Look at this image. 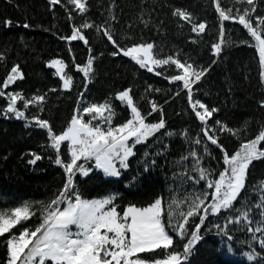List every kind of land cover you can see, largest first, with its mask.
<instances>
[{"label": "trees", "instance_id": "trees-1", "mask_svg": "<svg viewBox=\"0 0 264 264\" xmlns=\"http://www.w3.org/2000/svg\"><path fill=\"white\" fill-rule=\"evenodd\" d=\"M62 2L66 4V8L53 6L49 0H0V56L4 58L0 60V85L10 74L11 68L19 66L23 79H18L4 91L18 92L25 98L46 94L43 112L30 106L25 113L28 120L15 119L11 114L6 117L3 112L6 99L0 98L1 190L50 197L65 182L63 169L54 163L55 151L49 147L51 142L47 138V131L29 124L33 114L48 120L54 132L61 134L76 113L80 94L84 91L89 92L91 99L103 102L113 94L130 88L134 101L138 103L142 113L147 115L149 110L140 103V92L142 88H147L144 79L150 80L149 85L156 79L160 83L183 87L182 82H170L163 75L140 68L129 57H113L112 52H100L104 47L99 38L95 40L98 53L95 55L94 77L87 83L83 74L76 70L73 58L76 64L86 65L85 53L80 50L84 49L89 53L90 44L85 46L83 41L62 39L71 36L73 27L78 25L80 18L94 26L121 27L128 37L139 39L137 43L154 44L155 52L161 49L166 52V56L177 54L182 61L190 57L189 62L196 68L207 69L201 81L194 85L193 91L194 98L200 99L209 107L219 109L209 120V125L213 126L214 121L219 120L231 128H243L245 122H248L247 131L240 137L230 135L219 140L229 154L239 150L242 142L258 134L261 124H264V109L259 107L257 101L264 95V86L260 84L259 54L251 46L255 42L242 25L231 20L224 21L225 36L230 43L216 59L212 45L219 40L221 23L213 0H86L87 11L81 16L74 5L67 4L66 0ZM222 4L232 7L233 0H222ZM256 4V13L253 15L264 16V0H256ZM176 9L190 12L196 23L206 22V31L198 36L193 34L188 23L173 15ZM69 16L72 18L69 19ZM111 16L115 19H111ZM6 20H11L12 26H6ZM144 20L149 21L147 26L142 22ZM25 23L30 27H23ZM89 32H84L88 39ZM210 34H213V40H207ZM53 60L64 61L67 73L73 79L70 91L63 89V82L55 70L47 66ZM160 83L156 88L160 92L157 98L164 104L166 128L135 147V155L129 160V168L120 177L107 178L98 171H93L85 178L78 174L77 192L81 198L91 200L115 195L114 204L121 213L130 205L147 207L160 198L166 209L171 177L177 163L184 162V157L188 160L192 158L189 153L193 151V140L184 137L182 131L187 128L190 133L198 132L203 125L192 111L186 90L172 99L173 94H167ZM51 89L56 91H50ZM118 89L120 90L114 93ZM115 104L125 112L124 117L116 119V124L120 125L127 120L129 112L125 103L117 100ZM22 105L23 101L19 100L17 108L23 110ZM158 121L152 116L148 117V122ZM168 132L172 135H167ZM211 146L224 167L223 153L215 145ZM261 147L264 148V143ZM61 148L62 158L70 160L67 144H62ZM31 153L43 158L31 165L28 163L32 158ZM145 167L148 171H144ZM261 179H264V159L254 161L250 167L247 196L238 201V204L255 201L256 194L252 186ZM226 215L228 214L222 212L205 220L201 228L202 238L185 264H250L244 260L230 259L226 255L219 238L232 241L221 231L218 235L205 233L210 223L223 225ZM198 222V217L193 220V223ZM20 228H23L22 225ZM17 230L15 228L11 233H6L5 237H0V264H5L7 259L4 241ZM169 231L171 232L170 229ZM171 234L174 236V247L182 251L183 242L174 233ZM230 234L232 235L231 231ZM245 235L248 238L251 236L248 232ZM245 248L252 250L248 245ZM256 250L261 253V257L251 264H264V249L257 246Z\"/></svg>", "mask_w": 264, "mask_h": 264}, {"label": "snow or ice", "instance_id": "snow-or-ice-1", "mask_svg": "<svg viewBox=\"0 0 264 264\" xmlns=\"http://www.w3.org/2000/svg\"><path fill=\"white\" fill-rule=\"evenodd\" d=\"M49 3L66 8L62 0H49ZM66 3L74 5L75 10H78L81 15L87 11L86 0H66ZM213 3L221 21L219 40L212 45L213 55L219 56L223 48L230 43L226 39L223 22L231 20L239 23L255 42L251 46L255 47L259 54L260 84L264 86V16L253 15L256 13V0H233L232 7L224 6L222 0H213ZM173 15L191 24V30L197 35L206 31V22H194L190 12L176 9ZM71 18L69 16V19ZM110 18L115 19L114 16ZM142 22L145 26L149 23L147 20ZM4 23L6 26H12L13 22L6 20ZM23 27L28 28L30 25L25 23ZM93 27L98 32L102 30L103 35L111 42L116 49L112 53L114 56L122 54L129 57L140 68L155 72L156 75L163 74L155 71L157 68H163L166 65L175 66L176 73L170 77V81L182 82L192 111L203 125L201 129L203 136L223 153L225 168L219 172L218 178L213 179L211 170L200 166V158L193 150L189 155L193 158V170L198 173L196 182L205 181L206 188L212 190L211 192H195L182 199H172L167 209L162 199L157 198L147 207L130 205L121 213L114 204V197L93 201L82 199L81 195L75 191L77 176L79 174L88 177L95 169L101 171L105 177H120L121 171L129 168V158L135 155L136 145L145 143L150 137L166 128L159 106L155 102H150L151 111L144 115L134 102L132 89H125L117 93L115 99L125 103L130 110L131 118L126 122L113 126L112 118L115 112L112 104L108 101L101 104L93 103L82 109L78 108L77 114L72 116L67 129L61 134L54 132L48 120L33 114L29 124L47 131V138L51 142L49 147L55 151L54 163L63 169L65 182L54 198L49 201H37L35 204L25 201L10 212L0 210V237L11 233L13 228L20 225L22 221L36 216L37 212L40 213L41 221L34 230L25 227L19 231L18 235L13 233L6 238L4 241L7 246L5 264H47L49 261L51 264H185L202 238L201 228L205 220L210 215L216 216L222 212L228 214L225 216V223L216 227L228 240L233 239L230 234V225L238 226L250 233L252 243L248 246L252 250L245 253L246 259L250 264L257 261L261 253L256 250V247L264 249V179L252 186L255 189V201H246L241 204H238V201L244 200L247 196L248 177L253 162L264 159V148L261 147L264 143V124H261L254 138L242 142L239 150L230 155L219 142L217 131L240 137L247 131L248 122H245L243 128H231L219 120L214 121L216 129L209 125V120L219 109L209 107L200 99L194 98L193 91L194 85L201 81L207 69H198L192 63L171 55L159 58L153 52L152 43L121 48L109 28L102 29L100 25L94 26L87 20L73 27L70 37H62V39L83 41L85 46H88L89 41L81 29ZM3 59L0 56V60ZM73 64L86 81L92 79L93 58L91 56L84 66L76 64L75 58H73ZM47 66L56 69V74L63 81V89L70 91L73 79L64 71L66 66L64 61L53 60ZM18 79H23V75L19 66H13L10 74L0 85V97H4L8 102L3 112L6 117L11 114L16 119L28 120L25 113L30 106L37 108L38 112H43L46 94L25 98L18 92L6 93L4 89ZM50 91L55 92L56 89ZM80 98L83 99V93L80 94ZM18 100L23 101V110L17 108ZM257 103L261 109H264V95ZM158 111L161 112L159 121L148 122V117ZM81 112L87 114L90 119L85 121L79 114ZM105 112L107 116L104 115ZM98 118H102V122L107 125L106 130L100 125L92 124V120ZM167 135L171 136L172 133L168 132ZM64 142H67V153L70 156V160L67 161L62 158L61 145ZM194 143L201 144L202 141L197 138ZM205 152H207L206 145ZM31 156L32 158L28 161L31 165H35L43 158L36 153H31ZM89 161H94V168L92 165L85 166ZM144 171H148V168L145 167ZM189 179L193 178L189 177ZM61 205L66 206L61 208ZM196 217H199V222L193 223ZM71 226H76L78 231H71ZM171 233L183 242L182 251L174 247V236ZM150 253L156 255H140Z\"/></svg>", "mask_w": 264, "mask_h": 264}, {"label": "rangeland", "instance_id": "rangeland-1", "mask_svg": "<svg viewBox=\"0 0 264 264\" xmlns=\"http://www.w3.org/2000/svg\"><path fill=\"white\" fill-rule=\"evenodd\" d=\"M78 14L81 16V14L79 13V11H78ZM84 21L80 18L79 21H78V25L77 26L81 25ZM220 23H221V21H220ZM100 26H101L102 29L105 28V27H107V28H109L111 30L114 38L117 40V42L119 43V45L121 46V48H128V47H131L133 45L147 43V42L137 43L140 40L137 39V38H135V37H128L126 35V32H124L121 27H112V26L110 27V26H106V25H104V26L100 25ZM188 26H191V24H188ZM86 30H89L90 31L89 32L90 38L89 39L87 37L86 38L88 39L89 44L91 46L90 47L91 51L88 53L84 49H81L80 52L81 53H85L86 59H84V60H86V63H87L88 58L90 56L93 58V74H92V79L90 81H86L87 83H89V82H91L93 80V77H94V64H95V60H96V56L95 55H96V53H98V51L95 49V46H98V44L95 43V40H97V38H99L100 41L102 42V46L104 48H103V51H100V52H112L113 53L114 51H116V49L113 47V45L111 44V42H109L107 40V38L103 35V31L102 30L98 32V31H96V29H92V28L91 29H81V31H82L83 34H84V32ZM192 33L195 34V35H197V33L193 32V31H192ZM232 37L233 36H231V38ZM211 38H213V34L212 35L210 34L208 36L207 40H213ZM92 41H93V45H92ZM155 49H156V46L154 45L153 52H154V54L157 57H159V58H166V57H168V56H166L167 55L166 52L162 51L161 49L159 50V52H155ZM112 53H111V55H112ZM112 56L113 57H116L117 55L116 56L112 55ZM174 56L176 58H178V59L180 57L177 54H175ZM215 57L217 59L218 56H215ZM188 59H191V58L190 57H187V60H186L187 62H189ZM53 69L55 70V73H56V69L55 68H53ZM159 70H162L163 71L162 72L163 73L162 74L163 75V78H166L169 81H170V77L176 73V69H175V66L174 65H166L163 68H157L155 71H159ZM64 71L67 72V67L66 66L64 68ZM152 73H155V72H152ZM144 81L146 83L147 88L146 89L145 88H142V91L140 92V103H142L144 105V107L146 109H148L149 112H150L151 111V108H150V105L148 103V99H151L152 97H154L155 101L156 102H159L160 105H162V109H163L162 114L164 115V104L162 102H160L159 98H157V96L160 94V92L156 88H157L158 83H160V81L155 79V82L152 83L151 85H149V81H150L149 79L146 78V79H144ZM170 82H172V81H170ZM160 85H162V88L166 89L165 91L167 92V94H173V98L172 99H174V97H177L178 96L177 93L181 94L182 92L185 91V89H183V87H181V86H171L169 84H165L164 82H161ZM119 90L120 89H118L114 93H117ZM88 93L89 92L84 91V93H83V99L80 98V100L78 102L77 109L78 108H81L82 109L84 106H88V105H91L93 103L101 104V103H104L105 102V101L99 102L97 100L91 99L88 96L89 95ZM116 95L117 94H113L112 96H110L106 100V101H108V102H110L112 104L113 110L115 112V115L112 118V125L113 126H117L118 125V124H116V119L117 118L124 117L125 116V112L122 111V110H120L118 108V106L115 104V101H117V99H115ZM2 98H4V97H2ZM7 103L8 102L6 100V104H5L4 109H6ZM136 104L138 105V103H136ZM128 112L129 113H128V118L127 119H130L131 118V115H130V110L129 109H128ZM75 114H77V111H76ZM79 114L83 116V119L85 121H88L90 119V117L87 114H83L82 112L79 113ZM104 115L107 116V112H105ZM151 116L154 117V119H156V120L161 118V114L160 113H156V114L152 113ZM12 117L15 118L14 116H12ZM92 124L93 125H100L105 130L107 128V125L102 122V118H98L96 120H92ZM210 126L213 127V129H216L217 128L216 125H213V126L210 125ZM182 133H183V136L184 137L191 138L193 140L192 141V148H193V150H195L197 152V154H198V156L200 158V166L202 168L211 170V172L213 174L212 175V178L213 179L218 178L219 172L223 171L225 166L223 167V165L220 162V159H219L218 154L213 150V148H211L212 147L211 146L212 144L210 143V141H208L207 138L203 136L202 130H200L198 132H191L190 133L187 128H184V131H182ZM216 134H217L219 140L221 138H225L226 139V138H228L230 136L226 132H219V131H217ZM233 137H235V136H233ZM197 138L201 139V141H202L201 144H195L194 143L195 139H197ZM64 143L67 144V142H64ZM130 143H131V141H130ZM205 145L207 146V152H205ZM134 152H135V148H134ZM234 153H231V154H234ZM130 158H129V160H130ZM82 162L83 161H81V163ZM87 163H90V164H87ZM87 163L85 164L86 167H88L89 165H92L93 168H94V161H89ZM117 166H119V165L117 164ZM93 171L101 172V171L95 170V169ZM124 171H126V170H122L121 171V175H122V173ZM82 177H84V176H82ZM189 177H192L193 179H189ZM107 178H118V177H107ZM197 180H198V173L193 170V158H191V160L185 159L184 162H178L177 165H176V167H175V171H174V173H173V175L171 177L170 196H169V198L167 200V205H168V203L172 199H182L184 196H186V195L187 196H191V194L192 193H195V192H204V191L211 192L212 191V190L206 188L205 181L196 182ZM75 191L77 192V183L76 182H75ZM54 196L55 195L50 196V197H45V196H39V195H36L35 196V195L16 194V193H11L9 191H3V190L0 189V210L10 212L13 208H15L17 206H21L23 204V202H25V201H29V202H32V203L35 204V202H37V201H49L51 198H54ZM109 197H114L115 198L116 196L115 195H112V196H107V197H103V198L91 199L89 201H93V200H103V199H106V198H109ZM210 199H211V197L209 196V202H210ZM84 200H88V199H84ZM114 201H115V199H114ZM65 206L66 205H64L63 207H65ZM61 208H62V205H61ZM166 209H167V206H166ZM39 216H40V213L37 212V215L36 216L31 217L27 221H22L20 225H22L23 228L27 227L30 230H34V228L41 222L40 219H39ZM216 216H218V215H216ZM20 225H17L15 227L16 229H18L17 232H15V234H17V235L19 234V231L23 229V228H20ZM216 225H221L222 226V224H219V223L216 224ZM216 225H213V224L210 223L208 225V228L205 231V233L206 234H211V235H218V233L220 232V230L216 227ZM229 227H230L231 233L233 235L232 236L233 239L231 240L232 242H228V241H226V240H224L222 238H219L220 241H221V247H222V249L224 250V252L226 253V255L230 259H233V260H236V261H242V260L247 261L245 253H248L250 251L246 250L245 245L251 244L252 243L251 239L248 238L247 235H245V233H247V232L245 230L239 228L238 226L230 225ZM15 228H13V229H15ZM70 230L73 231V232L78 231V229L76 228V226H71ZM247 262H249V261H247Z\"/></svg>", "mask_w": 264, "mask_h": 264}, {"label": "built area", "instance_id": "built-area-1", "mask_svg": "<svg viewBox=\"0 0 264 264\" xmlns=\"http://www.w3.org/2000/svg\"><path fill=\"white\" fill-rule=\"evenodd\" d=\"M150 102H155L159 106V108L162 110V112H163L162 105H160L159 102H156L154 97H152L151 99H148V103H149L150 108H151V103ZM156 113H160L161 114V112H159V111L158 112H154V114H156Z\"/></svg>", "mask_w": 264, "mask_h": 264}]
</instances>
